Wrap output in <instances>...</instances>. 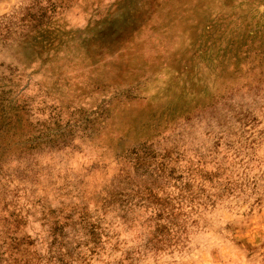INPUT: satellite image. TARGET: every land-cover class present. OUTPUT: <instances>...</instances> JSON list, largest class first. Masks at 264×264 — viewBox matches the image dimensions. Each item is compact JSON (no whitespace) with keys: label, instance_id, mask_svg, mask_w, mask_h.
I'll list each match as a JSON object with an SVG mask.
<instances>
[{"label":"rangeland","instance_id":"rangeland-1","mask_svg":"<svg viewBox=\"0 0 264 264\" xmlns=\"http://www.w3.org/2000/svg\"><path fill=\"white\" fill-rule=\"evenodd\" d=\"M0 264H264V0H0Z\"/></svg>","mask_w":264,"mask_h":264}]
</instances>
